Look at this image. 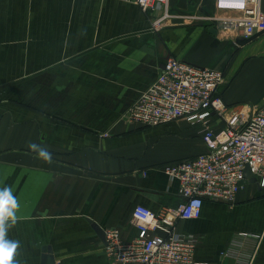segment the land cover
<instances>
[{
	"label": "crops",
	"instance_id": "1",
	"mask_svg": "<svg viewBox=\"0 0 264 264\" xmlns=\"http://www.w3.org/2000/svg\"><path fill=\"white\" fill-rule=\"evenodd\" d=\"M225 13L215 0L146 11L125 0H0V187L19 204L7 232L19 242L13 260L110 264L90 220L131 241L136 205L184 200L163 166L207 150L203 123L145 125L126 113L171 55L222 69L228 106L264 103V29L250 39L219 31L209 17ZM209 125L223 137L216 111ZM251 180L233 203L205 199L199 217L177 220L197 238L196 264H264V185Z\"/></svg>",
	"mask_w": 264,
	"mask_h": 264
},
{
	"label": "built area",
	"instance_id": "2",
	"mask_svg": "<svg viewBox=\"0 0 264 264\" xmlns=\"http://www.w3.org/2000/svg\"><path fill=\"white\" fill-rule=\"evenodd\" d=\"M143 10H154L168 0H125ZM216 8L227 12L210 16L219 31L238 30L250 39L264 29L262 0H215ZM153 21V27L159 24ZM224 72L215 66H199L169 56L157 79L127 110L135 123L158 125L185 118L203 123L207 150L193 158L167 163L165 172L180 183L184 200L177 206L155 211L138 204L133 221L138 235L122 238L118 227L104 229V250L110 264H196L197 238L176 229L181 218L201 215L205 199L233 203L244 184L248 165L264 185V103L244 110L228 106L219 92ZM226 122L223 137L210 127L212 112Z\"/></svg>",
	"mask_w": 264,
	"mask_h": 264
},
{
	"label": "clouds",
	"instance_id": "3",
	"mask_svg": "<svg viewBox=\"0 0 264 264\" xmlns=\"http://www.w3.org/2000/svg\"><path fill=\"white\" fill-rule=\"evenodd\" d=\"M30 147L37 150L40 157L51 159L52 154L46 148L36 143H31ZM18 207L17 197L13 194L11 187L7 185L0 187V264H18L13 260V255L19 242L7 236Z\"/></svg>",
	"mask_w": 264,
	"mask_h": 264
},
{
	"label": "water",
	"instance_id": "4",
	"mask_svg": "<svg viewBox=\"0 0 264 264\" xmlns=\"http://www.w3.org/2000/svg\"><path fill=\"white\" fill-rule=\"evenodd\" d=\"M245 176H246V178H250V179H252L251 181H256L257 180V178H256V176L252 173V170H251V168L247 165L246 166V168H245ZM246 180V179H245ZM244 180V181H245ZM243 181V182H244ZM90 222L92 223V226L95 228V230L98 232V233H100L102 236H103V238L105 239V232H104V229L99 225V224H97L96 222H94L93 220H90ZM49 251H51V249H50V247H48L47 248Z\"/></svg>",
	"mask_w": 264,
	"mask_h": 264
}]
</instances>
